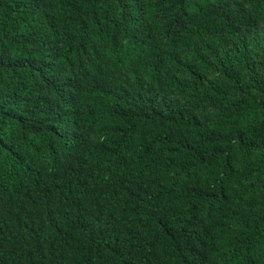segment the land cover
Segmentation results:
<instances>
[{"label":"trees","instance_id":"obj_1","mask_svg":"<svg viewBox=\"0 0 264 264\" xmlns=\"http://www.w3.org/2000/svg\"><path fill=\"white\" fill-rule=\"evenodd\" d=\"M0 264H264V0H0Z\"/></svg>","mask_w":264,"mask_h":264}]
</instances>
